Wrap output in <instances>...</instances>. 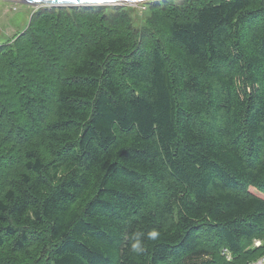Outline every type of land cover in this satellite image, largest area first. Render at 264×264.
Here are the masks:
<instances>
[{
	"label": "trees",
	"instance_id": "16d2710c",
	"mask_svg": "<svg viewBox=\"0 0 264 264\" xmlns=\"http://www.w3.org/2000/svg\"><path fill=\"white\" fill-rule=\"evenodd\" d=\"M146 3L0 44V264L264 257V0Z\"/></svg>",
	"mask_w": 264,
	"mask_h": 264
},
{
	"label": "rangeland",
	"instance_id": "374dc122",
	"mask_svg": "<svg viewBox=\"0 0 264 264\" xmlns=\"http://www.w3.org/2000/svg\"><path fill=\"white\" fill-rule=\"evenodd\" d=\"M159 1L161 0H156L154 2ZM173 1H175L176 3H181L184 0ZM128 4L137 9V12L140 15L146 17V13L149 10L148 3L143 1ZM40 7L41 6L35 7L27 3H21L12 0H0V44L8 41L15 35L21 33L24 28H26L30 23L33 13ZM251 190L258 195L262 194L261 192H259V190L255 189L254 187H251ZM227 256L230 257L231 255Z\"/></svg>",
	"mask_w": 264,
	"mask_h": 264
},
{
	"label": "water",
	"instance_id": "95a60500",
	"mask_svg": "<svg viewBox=\"0 0 264 264\" xmlns=\"http://www.w3.org/2000/svg\"><path fill=\"white\" fill-rule=\"evenodd\" d=\"M27 3L35 7L39 6H74V5H123L136 2H149L156 0H12Z\"/></svg>",
	"mask_w": 264,
	"mask_h": 264
},
{
	"label": "clouds",
	"instance_id": "9594fccd",
	"mask_svg": "<svg viewBox=\"0 0 264 264\" xmlns=\"http://www.w3.org/2000/svg\"><path fill=\"white\" fill-rule=\"evenodd\" d=\"M143 236H144L143 232L135 234L133 242L131 243V251L135 253H140L144 251ZM158 236H159V232L155 229L147 233L148 240L155 241L158 238Z\"/></svg>",
	"mask_w": 264,
	"mask_h": 264
},
{
	"label": "built area",
	"instance_id": "2783aa9c",
	"mask_svg": "<svg viewBox=\"0 0 264 264\" xmlns=\"http://www.w3.org/2000/svg\"><path fill=\"white\" fill-rule=\"evenodd\" d=\"M264 244V238H255L254 239V245L255 246H262ZM225 252L228 253L227 250H225ZM229 255V254H228ZM229 257V256H228ZM230 258V257H229ZM252 264H264V257H261L259 259H257L256 261H254Z\"/></svg>",
	"mask_w": 264,
	"mask_h": 264
}]
</instances>
